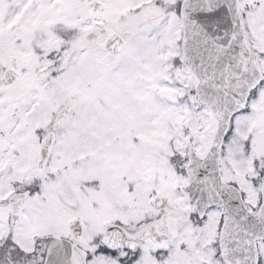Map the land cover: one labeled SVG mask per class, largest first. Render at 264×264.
Listing matches in <instances>:
<instances>
[{"label":"snow or ice","instance_id":"snow-or-ice-1","mask_svg":"<svg viewBox=\"0 0 264 264\" xmlns=\"http://www.w3.org/2000/svg\"><path fill=\"white\" fill-rule=\"evenodd\" d=\"M0 264H264V0H0Z\"/></svg>","mask_w":264,"mask_h":264}]
</instances>
